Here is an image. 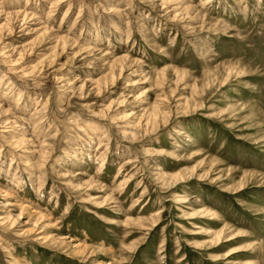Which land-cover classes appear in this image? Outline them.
I'll use <instances>...</instances> for the list:
<instances>
[{
	"label": "rangeland",
	"instance_id": "rangeland-1",
	"mask_svg": "<svg viewBox=\"0 0 264 264\" xmlns=\"http://www.w3.org/2000/svg\"><path fill=\"white\" fill-rule=\"evenodd\" d=\"M0 264H264V0H0Z\"/></svg>",
	"mask_w": 264,
	"mask_h": 264
}]
</instances>
